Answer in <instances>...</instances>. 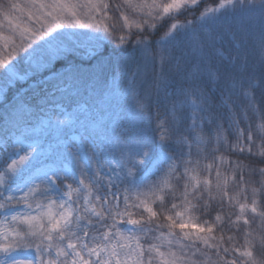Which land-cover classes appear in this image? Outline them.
<instances>
[{
	"label": "trees",
	"instance_id": "1",
	"mask_svg": "<svg viewBox=\"0 0 264 264\" xmlns=\"http://www.w3.org/2000/svg\"><path fill=\"white\" fill-rule=\"evenodd\" d=\"M21 1L0 0V30L8 32L0 38V87L7 92L0 167L4 172L17 158L9 136L27 137L44 119L49 128L65 123L61 131L84 132L101 153L98 161L90 151V172L61 150V139H41L40 147L50 149V160L73 162L101 218L82 211L63 240H49L46 229L36 243H21L19 226L2 246L29 251L38 264L51 248L59 264H73L71 247L90 264H99L100 252L101 264L106 256L111 264H264V0L180 8L153 0L159 10L142 14L126 0H103L99 13L110 31L103 42L94 29L92 37L75 31L76 17L65 12L50 15L62 18L63 34L50 32L46 13ZM44 42L58 48L33 69L27 56ZM12 64L25 79L12 78ZM30 69L38 72L27 76ZM82 105L87 109L78 110ZM60 194L44 184L40 198Z\"/></svg>",
	"mask_w": 264,
	"mask_h": 264
},
{
	"label": "rangeland",
	"instance_id": "2",
	"mask_svg": "<svg viewBox=\"0 0 264 264\" xmlns=\"http://www.w3.org/2000/svg\"><path fill=\"white\" fill-rule=\"evenodd\" d=\"M199 1L162 0L163 4H169L168 6H172V8L175 6L176 8H180L181 6L186 7L187 5L194 6ZM126 2L138 14H142L145 11L155 13L156 10H159V7L154 4L153 0H126ZM21 4L29 6L32 11L36 10L40 14L45 12L50 21V32L63 34L64 29L59 25L62 18H52L50 15L57 12L63 15L65 12V15H68L69 18L73 19V17H76L73 29L75 31L80 30L81 35L90 33L92 37L94 31L93 38L96 42H103L106 41L107 36L110 34L107 26L108 19L99 13V6L103 4V0H25V2L22 0ZM223 9L224 6H221L216 12L220 14ZM8 20L12 19L8 18ZM179 28L180 25L175 24L172 29L173 31L171 30V34ZM4 30H0V33L3 35H0L2 40L8 35V32ZM23 32H26L25 29H23ZM25 34H29V32L27 31ZM220 35L222 36V34ZM170 37L172 36L169 32ZM10 42V38L5 39V44H9ZM44 44V50L38 49L27 56L26 62L31 63V68L33 69H36L37 64L44 63V59H46L48 53L52 51L56 52L55 48H58L56 44L50 42H44ZM58 46L60 47V45ZM220 52L224 53L222 49H220ZM6 69L9 74L13 75L12 78H26L20 76L19 68L15 64L6 65ZM17 71L19 72L17 73ZM36 72L38 71L30 69L27 72V76L33 75ZM41 72L43 74L48 73L46 67L41 68ZM33 80H37V78ZM3 89L0 87V103L6 98L7 92ZM1 108L4 109L5 105H2ZM77 109L84 111L87 109V105L78 106ZM64 124L62 123L58 127L54 125L52 128H49L50 120L44 119L41 128H49L48 131L42 132V129L38 128L37 132H33L34 129L29 127L26 129V132L33 133H29L27 137L20 134L9 136L13 140V144L18 146V152L15 160L13 157L9 158L7 162H11L9 168L2 172L0 167V264H38L33 253L21 250L15 245L11 247L2 246L8 240L16 237V227L22 226V230L25 232V234H20L22 238L21 243L25 244L31 241L29 240L31 238L32 243H36L37 238L35 237L42 233L45 234L46 229H49V240L59 235L63 240V231L73 228L75 221L81 222L82 211H86L93 218H101L99 205H97L93 197L86 193L88 190L86 183L73 162L64 161L60 164L56 160H50L45 156L50 155V149H42L40 147L43 145L41 139H48L51 136L61 139L59 141V144L63 145L61 150L83 159L87 165L88 172H90L92 168L90 163L91 158L89 159L90 151L95 155L93 156L95 160L100 161L101 153L99 148L84 132L71 131L69 128L67 131H61L64 129ZM4 143L3 138H0V146H3ZM58 155L62 157L60 154ZM13 160L17 162L12 164ZM74 182L78 185L79 189L74 187ZM44 184L54 187L61 193L60 196L44 202L45 200L40 198L41 187ZM115 197V207L119 208L123 197L121 194H117ZM101 202L104 209L109 213L112 206L106 193L102 194ZM52 251L53 249L51 248L45 252L44 264H59L58 256L54 255L52 257L50 255ZM70 253L74 257L73 264H90L85 263L84 257L76 247H71ZM101 254L102 252H100V258L97 260L99 264H101ZM163 256L167 257L169 261L176 260V255H172V253L165 252ZM104 258V263L111 264L109 256Z\"/></svg>",
	"mask_w": 264,
	"mask_h": 264
}]
</instances>
